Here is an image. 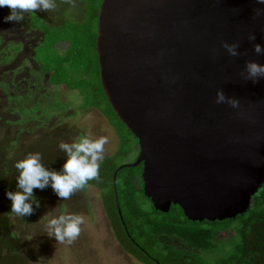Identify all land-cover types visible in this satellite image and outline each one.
<instances>
[{
    "label": "water",
    "instance_id": "1",
    "mask_svg": "<svg viewBox=\"0 0 264 264\" xmlns=\"http://www.w3.org/2000/svg\"><path fill=\"white\" fill-rule=\"evenodd\" d=\"M257 8L256 0L100 5L102 86L139 141L130 165L143 163L144 193L160 210L174 203L193 220L234 217L264 185V79H245L248 61L264 64L254 51L264 45ZM225 41L239 43L238 56ZM220 90L239 108L217 104Z\"/></svg>",
    "mask_w": 264,
    "mask_h": 264
},
{
    "label": "trees",
    "instance_id": "2",
    "mask_svg": "<svg viewBox=\"0 0 264 264\" xmlns=\"http://www.w3.org/2000/svg\"><path fill=\"white\" fill-rule=\"evenodd\" d=\"M102 1L84 0L80 22L50 24L36 13L25 14L22 22L40 34L34 58L51 83L77 90L80 107L98 109L117 134L116 151L104 156L98 179L81 190L99 188L116 240L142 264H264V185L243 213L215 220H193L174 203L160 210L145 195L143 163L130 165L139 155V141L118 117L101 82L96 43ZM16 48L10 46L12 52ZM55 105L64 108L59 101Z\"/></svg>",
    "mask_w": 264,
    "mask_h": 264
},
{
    "label": "rangeland",
    "instance_id": "3",
    "mask_svg": "<svg viewBox=\"0 0 264 264\" xmlns=\"http://www.w3.org/2000/svg\"><path fill=\"white\" fill-rule=\"evenodd\" d=\"M36 11L51 24H62L67 19L80 22L85 4L84 0H55L52 10ZM5 16L4 7L0 8V73L5 71V81L14 82L20 75L12 77L11 72L22 55H32L33 43L30 35L24 34L23 53L1 63L3 49L7 52L9 46L15 45L18 33L17 23H6ZM23 72V77L29 75L26 69ZM39 82L43 86L35 89L19 87L13 99L0 91V264H142L116 242L96 186L76 190L67 200H59L50 186L35 190L41 206L31 216L21 218L10 212L6 191L16 190L15 161L40 153L46 167L60 170L66 159L59 149L61 141L106 137L104 156L113 154L118 147L115 129L98 109L80 107L82 98L77 90L53 86L46 76H39ZM57 101L64 108H57ZM60 215L83 218L80 235L72 243L47 236L48 221Z\"/></svg>",
    "mask_w": 264,
    "mask_h": 264
},
{
    "label": "clouds",
    "instance_id": "4",
    "mask_svg": "<svg viewBox=\"0 0 264 264\" xmlns=\"http://www.w3.org/2000/svg\"><path fill=\"white\" fill-rule=\"evenodd\" d=\"M264 5V0H256ZM7 7L10 12L4 21L22 23L25 13H36V10L50 11L55 7V0H0V8ZM264 16V8L255 10V17ZM255 34L249 36L254 41ZM228 53L235 57L239 55V43L224 42ZM256 54H264V45H254ZM246 80L253 83L264 79V64L250 60L245 65ZM227 100L232 108H239L240 101L235 98H226L222 90L217 92L216 103L221 104ZM108 143L106 137L90 139L81 137L73 139L71 143L61 141L59 149L66 159L60 170L50 169L43 163L40 153H33L23 159L15 161L16 190L6 191V197L11 201L10 212L18 217L31 216L41 206V201L35 195V190H44L49 186L59 200H67L76 190L83 189L91 180L99 177L100 162L104 159V146ZM35 205V207H34ZM83 218L79 215H60L52 218L46 225L47 236L54 237L56 241L72 243L81 232Z\"/></svg>",
    "mask_w": 264,
    "mask_h": 264
},
{
    "label": "flooded vegetation",
    "instance_id": "5",
    "mask_svg": "<svg viewBox=\"0 0 264 264\" xmlns=\"http://www.w3.org/2000/svg\"><path fill=\"white\" fill-rule=\"evenodd\" d=\"M6 13L8 15V12H6ZM25 14H27V13H25ZM36 14H38L43 19V17L37 11H36ZM44 21H46V20H44ZM17 25H18V28H17L18 30H16V31H18V33H17L16 38H15L16 42H15V45L14 46L17 47V48H19V49L16 48L17 50L15 52L14 51L13 52L11 51L10 46H9V50L7 52H6V48H5V50L3 49L4 56L2 57L3 60L1 61V63L5 62V61H8V60H12V58L14 56L16 57V55H20L21 53H23V49L25 47V44L23 43V40H22L23 38H21V37L24 34L30 35V37L32 38L31 40H32L33 46L32 45H31L32 47L30 46L31 49H32V55L31 56H26V57L22 55L19 58V63H17L16 64V67L12 70V72H11L12 77H16V76H19L20 75V77H18V78L16 77V79H15L14 82H11V80L5 81V79H4V74H6L5 71H3L4 74L2 73L3 75L0 73V91H3L6 94H8L9 97H10V99H13L14 98V96H12V94H16V95L19 94L18 91H19V87H21V86L26 87V89H28V90H29V88L35 89V88H37L39 86L40 87L43 86L39 82V76H40V78L43 77V76L44 77L45 76L48 77V82L51 85H53L51 83V81H50V74L49 73H46V72H43L39 68V65L37 64L36 59L34 58V55H35V47L37 46L38 41L40 40V34L37 31H35L33 29H30L25 24L22 25V23H17ZM18 34H20V35L18 36ZM12 54H13V57H11L10 59L7 60L6 59V56L7 55H12ZM25 69L28 71L29 75L23 77V74H24L23 71ZM30 78H33V79H30ZM62 85H64V84H62ZM53 86H56V85H53ZM58 86H60V85H58ZM20 94H21V92H20ZM109 225H110V223H109ZM115 240H116V238H115ZM116 242L118 243L117 240H116ZM119 246L121 247L120 244H119ZM121 249L125 253H127L122 247H121Z\"/></svg>",
    "mask_w": 264,
    "mask_h": 264
}]
</instances>
